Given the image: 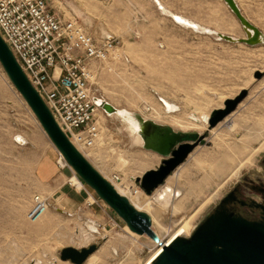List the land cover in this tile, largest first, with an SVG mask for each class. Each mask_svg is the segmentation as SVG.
<instances>
[{"label": "rangeland", "instance_id": "1", "mask_svg": "<svg viewBox=\"0 0 264 264\" xmlns=\"http://www.w3.org/2000/svg\"><path fill=\"white\" fill-rule=\"evenodd\" d=\"M48 2L52 12L65 20L78 21L94 37L112 36L116 40L109 57L93 65L92 90L94 96L105 99L124 114L108 115L102 110L105 120L104 126L99 123V144L97 148L84 150L87 159L103 176L112 178L116 174L119 178H128V184L135 188L138 186L135 178L157 168L161 162L159 154L136 144L127 113L135 111L148 116L151 112L148 107H153L163 114L166 106L159 100L161 96L176 102L181 115L196 107L205 108L210 114L218 108L220 95L234 98L246 92L237 108L214 127L220 140L215 143L209 132L206 142L198 145L177 168L180 173L177 178L174 174L177 169L167 177L177 179V183H171L182 188L178 199H183L185 209L163 216L161 223L174 230L177 224L183 223L178 220L182 214L187 218L196 213L193 225L196 224L264 152V45L230 43L220 40L216 34L180 26L164 17L153 0ZM163 2L170 10L212 30L245 37L241 24L223 0ZM236 2L249 21L264 32V0ZM115 51L117 58L113 57ZM232 121L233 129L228 126ZM155 122L169 124L163 118ZM17 134L26 138L23 144L15 141ZM50 150L55 152L54 163L60 168L61 179L54 180L59 181L57 185L69 183L74 174L68 166H59V151L0 63V250L1 256H5L12 244L7 254L13 255L18 247L19 264L42 257L44 248L54 243L56 230L66 228L72 232L90 219L97 221L101 230L115 236H131L125 221L87 184L92 202L87 200L78 209L66 213L57 211L49 200L44 216L37 222L28 219L36 194L48 198L46 193L53 195L50 184L38 174L39 164ZM54 200L57 207L72 209L69 201L59 195ZM149 212L155 216L154 208ZM161 228L155 224V230ZM149 238L146 234L137 235V243L120 246L110 235L98 237L91 243L97 245L91 256L96 258L95 264H144L155 249L146 243ZM71 245L62 243L53 253L60 258L61 250ZM112 245H116V250Z\"/></svg>", "mask_w": 264, "mask_h": 264}, {"label": "water", "instance_id": "2", "mask_svg": "<svg viewBox=\"0 0 264 264\" xmlns=\"http://www.w3.org/2000/svg\"><path fill=\"white\" fill-rule=\"evenodd\" d=\"M154 1L157 8L162 11L164 6L161 2L159 0ZM223 1L238 19L245 32V37H234L219 32L217 34L220 40H225L230 43H244L249 46L264 45V32L249 21L242 13L236 0ZM162 13L169 16L178 25H183L177 19L180 17L185 18L183 15L175 12ZM197 24L199 25V23ZM0 63L15 88L23 96L35 114L51 142L59 153L63 155L65 161L75 173L85 184L94 190L102 201L125 221L132 231L139 234H146L155 241H158L161 245L159 236L151 226L150 216L143 211L137 210L129 202L127 197L117 192L115 187L69 140L56 122L42 97L29 81L21 65L1 35ZM245 95L246 92L244 91L242 95L226 100L224 107L212 110L208 118V130L202 134L197 131L176 130L168 124L158 123L151 119L144 120L138 115L137 118L140 123L139 132L143 140L142 147L145 150L159 154L162 159L157 168L146 170L142 176L135 178L137 185L146 194L150 195L157 187L164 184L166 178L186 160L193 149L206 142L209 130L234 111ZM158 98L163 101L161 96ZM93 99L99 108L108 115L117 112V108L105 99L97 96ZM198 222H206L201 225V228L212 226L220 228L221 230L207 234L197 232L190 239L185 236L176 237L167 246L162 248V251L155 258L153 264H208L210 260L207 252L210 248L205 245H197L209 242H215L216 244L224 243L231 246L224 249H214L217 252L224 253L230 260L229 262H222L220 264H254L253 259L250 257L252 250L249 247L235 248L232 246L236 242L242 243V240H245L246 243L251 241V237H245L235 232L237 227L249 226L248 221L235 217L232 214L219 212L211 216L205 214ZM96 250V244L82 248L66 246L60 252V259L64 261L69 260L72 264H83L89 255Z\"/></svg>", "mask_w": 264, "mask_h": 264}, {"label": "built area", "instance_id": "3", "mask_svg": "<svg viewBox=\"0 0 264 264\" xmlns=\"http://www.w3.org/2000/svg\"><path fill=\"white\" fill-rule=\"evenodd\" d=\"M0 35L69 140L77 148L93 147L101 137L97 113L102 110L93 99V65L109 57L116 40L94 37L78 21L61 18L48 0H0ZM61 159L59 166L75 175ZM79 179V189L69 183L88 192ZM49 206L47 196L36 194L28 219L39 220Z\"/></svg>", "mask_w": 264, "mask_h": 264}, {"label": "bare ground", "instance_id": "4", "mask_svg": "<svg viewBox=\"0 0 264 264\" xmlns=\"http://www.w3.org/2000/svg\"><path fill=\"white\" fill-rule=\"evenodd\" d=\"M161 4L164 6L163 10L161 12H167V13L172 12L162 2H161ZM177 19H178V21H181L180 23H182L184 26L192 28V30L194 29L195 31H200L202 33L213 34V35L216 34L217 36H218L217 33L221 32V33H224V34H228V35L234 36V35H232L229 32H225V31L223 32V31H220L218 29L212 30L209 26H205V25H202L200 23L198 25L197 24L198 22L193 21L189 17L188 18L187 17H185V18L180 17V18H177ZM117 54L118 53L115 51V54H114L113 57L117 58ZM113 60H115V59H113ZM92 79H93V77H92ZM217 97H218V95H217ZM219 97H220V101L221 102H220L218 108H222L223 101L225 103V101L230 99V98L225 97V95L224 96L220 95ZM236 97H238V96H235L234 98H236ZM210 98L212 99V97H210ZM163 101H162V103L164 104V106H166L165 107V112L163 111V114L158 112L153 107H148V110L151 109V112H150V114L148 116H142V115H140L139 113H137L135 111L127 113V115H129L131 117V118L129 117V119L131 120L130 129H131V131H132V133L134 135L133 138L135 139L136 144L143 143L142 137H141L140 132H139L140 131V123H139L138 118H137L138 115H140L144 120L151 119V120H154V121H159V120H162V118H163L164 120H167L169 122L170 126H172V127L176 126L182 131H197L198 133L202 134L204 130H208L207 126H209L208 118H209L210 114H209V112H207L205 110V108L196 107L192 111H189L187 114L181 115V114H179V112H174L175 110L179 109L178 105L174 101L169 100V99H163ZM117 112H119V113L121 112V114H124V111L120 110V109L119 110L117 109ZM102 113H103L102 110L98 111L97 116H98V122L102 126H104L105 116ZM113 114L114 113H112L111 115H113ZM228 126L231 129H233L235 127V123L232 121V122H230V125H228ZM209 132L212 134L214 142L217 143L218 140H220V138H221L220 135L215 131L214 127L211 128L209 130ZM25 139H26L25 137H23L21 135H18V134L15 136V141L17 140L19 144H23ZM98 144L99 143L97 142L94 145L95 148H97ZM77 149L79 151H81L82 154L86 158H88L87 157L88 155L84 152V149H82V148H77ZM60 155L62 157L61 163L64 164L66 161H65L63 155L62 154H60ZM198 163H200V161H198ZM209 166L211 168V165H209ZM205 167H207V166H205ZM178 173H179V169H177L175 171V173H174L176 175V178H177ZM104 177L115 187L117 192H119L121 195L127 197L129 202L137 210L143 211V212L147 213L150 216L151 226H152V228L154 230H155V224L156 223L159 226L162 227L161 229H162L163 232L161 231V229L160 230H155V232L159 236V241L162 243L161 245L159 244L158 241H155L151 237L149 238V241L146 242L148 244H152L155 247V249L151 253V255L147 258V260L144 262V264H153L155 258L162 251V248L164 246H167L172 240H174V238L180 237V236H185V235H188V234L191 233V230L194 228L193 227V218L196 215V213L193 214L190 217H187V218H186V215L182 214L178 220H180V222H183V223H181V224H177L176 223L177 225H176L174 230L171 229V228H165V226H163V224L161 223V220H162L163 216H165L167 214L174 215V213H179L180 211L185 209L184 208L185 205H183V199H178L179 197L182 196L181 195L182 194V190H181L182 188L179 189L178 185H176V184L173 185L172 184L173 182L177 183V179H175L174 177L171 178V176H170L168 179L166 178L167 181L165 180L166 182L164 184L160 185L161 186L160 188L157 187L158 189L155 190V192L153 194L151 193L152 195L151 194L150 195L146 194L138 186L133 188L131 185L128 184V181H127V180H129L128 178H127V180L125 178H119V180H113L112 178H108L106 176H104ZM70 182L73 185H76V187H78V188L82 184L80 179H79V177L77 176V174L73 175V177L70 178ZM91 199L92 198H90V200ZM150 208H154L155 216L149 212ZM177 222H179V221H177ZM126 226H127V224H126ZM127 229H128V232L131 234V236H125V235H116L115 236L114 233H112V232H110L108 230H104V231L101 230L99 228V224L97 223V221H94V220L90 219L85 224L83 223V224L78 225L77 229L75 231H72V232L66 231V228L64 229L65 231L63 229L56 230L57 232L54 231V232H56L55 233V238H54L55 239L54 243L53 244L50 243L49 246L47 245V248L46 247L44 248V250L42 252V257L36 258L37 257L36 256L33 259L34 262L31 261V263H29V262L25 261V262H23L21 264H72L68 260L64 261V260L58 258L53 253V251L55 250V248H57L58 245L67 242V243L72 244L71 246H74L76 248H78V247L82 248V247H86L88 245H91V243L98 237L107 238V236L110 235L111 237H113L115 239V242H117L120 246H126V244H128L129 242L133 243V244L137 243V241H136L137 240L136 239L137 235H144V234H139L137 232L132 231L128 226H127ZM165 232H166V235L169 234L167 238H165V236H166V235H164ZM98 235H100V236H98ZM50 241H52V240H50ZM44 243H46V241ZM11 245L12 244H10L7 253H9V251H10L9 249H10ZM115 246L112 245L113 248ZM15 249H16V253L15 254L12 253L13 255H8L6 253L7 255L5 254V256L4 255L1 256V253H3V252H1V250H0V264H19V262L16 261V255L19 254L21 252V250L18 247H16ZM11 251H12V249H11ZM4 253H5V251H4ZM89 256L90 257H89V259L87 258L88 260L86 259L87 263L85 262V264H95L96 263V258L94 256H91V254Z\"/></svg>", "mask_w": 264, "mask_h": 264}, {"label": "flooded vegetation", "instance_id": "5", "mask_svg": "<svg viewBox=\"0 0 264 264\" xmlns=\"http://www.w3.org/2000/svg\"><path fill=\"white\" fill-rule=\"evenodd\" d=\"M219 212L232 214L248 221L249 226L237 227L235 232L245 237H251V241L246 243L245 240H242V243L236 242L232 246L235 248L249 247L252 250L250 257L253 259L254 264H264V152L250 169L242 175L241 179L206 214L211 216ZM204 223L206 222H196L191 233L185 235V237L190 239L197 232L207 234L221 230L212 226L201 228ZM199 245L210 248L207 252L210 260L208 264H220L230 261L224 253L214 250L231 247L230 245L216 244L215 242L198 244L197 246Z\"/></svg>", "mask_w": 264, "mask_h": 264}, {"label": "crops", "instance_id": "6", "mask_svg": "<svg viewBox=\"0 0 264 264\" xmlns=\"http://www.w3.org/2000/svg\"><path fill=\"white\" fill-rule=\"evenodd\" d=\"M160 2H163V0H160ZM164 5L167 7V5L165 3H164ZM172 12L181 14V13L173 11V10H172ZM160 13L164 17L170 18L169 16L163 14L161 11H160ZM87 31L89 33L93 34L92 32L89 31V29H87ZM107 34H110V33H107ZM178 110H180V108L175 110L174 112H177ZM142 144L143 143H140L139 146H142ZM55 157H56L55 156V152L50 150L46 154V156H44L43 160L41 161V163L39 164V167H38V174L40 175V177L44 180L45 183L50 184L49 185V188H51L50 193H53V195L50 196V194H47V193H46V195L49 196V200L55 205V209L57 211L66 212L67 213V212H70V211H74L75 209H78V207L81 206V204L86 203L87 200L89 202H92L93 198L90 197V198H92L90 200L89 196L91 194L89 193V191L88 192L79 191L78 189H75L72 186V184H69L68 181L66 183H62L60 185H57V184H59V181L57 180V182H56V180H54V178L61 179V176L59 174L60 168L54 163V158ZM50 181H52V182H50ZM58 195L62 199H65V200L69 201V203L72 205V209L67 210V209H64V208L57 207L58 204H56L54 198H55V196H58Z\"/></svg>", "mask_w": 264, "mask_h": 264}]
</instances>
